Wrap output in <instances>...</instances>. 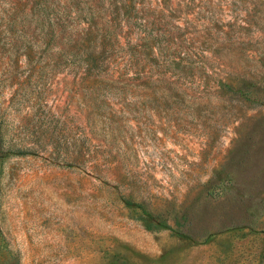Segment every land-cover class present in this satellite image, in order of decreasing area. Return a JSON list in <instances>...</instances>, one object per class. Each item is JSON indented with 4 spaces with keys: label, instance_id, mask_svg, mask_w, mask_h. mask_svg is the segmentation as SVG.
Returning a JSON list of instances; mask_svg holds the SVG:
<instances>
[{
    "label": "rangeland",
    "instance_id": "rangeland-1",
    "mask_svg": "<svg viewBox=\"0 0 264 264\" xmlns=\"http://www.w3.org/2000/svg\"><path fill=\"white\" fill-rule=\"evenodd\" d=\"M0 264H264V0H0Z\"/></svg>",
    "mask_w": 264,
    "mask_h": 264
}]
</instances>
